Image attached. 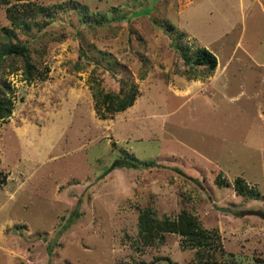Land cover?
Listing matches in <instances>:
<instances>
[{"label":"rangeland","instance_id":"obj_1","mask_svg":"<svg viewBox=\"0 0 264 264\" xmlns=\"http://www.w3.org/2000/svg\"><path fill=\"white\" fill-rule=\"evenodd\" d=\"M5 41L32 76L0 54V264H264V0H0ZM199 46L212 70L182 59ZM130 80L132 103L98 116L90 86ZM145 206L219 245L141 231Z\"/></svg>","mask_w":264,"mask_h":264},{"label":"trees","instance_id":"obj_2","mask_svg":"<svg viewBox=\"0 0 264 264\" xmlns=\"http://www.w3.org/2000/svg\"><path fill=\"white\" fill-rule=\"evenodd\" d=\"M167 27H170V25L168 24ZM5 52L22 56L24 58V77L30 78L32 76L31 63L27 60L28 52L25 44L13 41L2 42L0 43V54ZM182 59L186 62L190 61L194 64H202L206 66L208 70H212L216 64L215 55L204 46H199L193 52L190 59L187 57H183ZM90 88L94 111L100 117L111 116L114 111L125 108L132 103L137 93L136 85L131 80L123 90H103L93 85H91ZM11 106V99L8 96L0 94V120L9 115ZM150 164L152 163L148 161L142 163V165L145 166ZM116 165L133 166L131 162L125 159L116 158L110 163L108 168ZM233 182L239 192L248 193L249 195L255 192V190L243 182L240 177H235ZM74 209L70 212L69 216H67L62 227H65L71 221V217L75 214ZM138 228L141 231L165 230L177 232L182 236L184 245L200 248L206 251V254L207 251H212L219 245L218 235L215 229L203 227L193 214L184 210L180 211L175 218H169L168 216L158 218L149 206H145L138 212ZM212 259L215 261L213 257ZM215 263L218 264L217 262ZM220 264L227 263L222 262Z\"/></svg>","mask_w":264,"mask_h":264}]
</instances>
